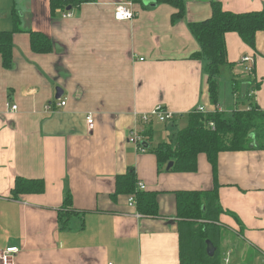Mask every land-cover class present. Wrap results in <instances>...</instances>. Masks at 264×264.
I'll use <instances>...</instances> for the list:
<instances>
[{
    "label": "crops",
    "instance_id": "1",
    "mask_svg": "<svg viewBox=\"0 0 264 264\" xmlns=\"http://www.w3.org/2000/svg\"><path fill=\"white\" fill-rule=\"evenodd\" d=\"M211 1L183 0L184 16L172 22L176 9L153 0H133L135 16L124 21L113 17L120 0L52 11L49 0H0V31H12L10 66L0 54V250L17 246L14 264H179L177 192L215 184L222 264H264V149L220 152L215 176L203 153L196 171L175 172L152 152L197 106L216 111L205 61L190 58L199 44L189 24L210 16ZM216 1L234 13L264 8V0ZM31 32L47 35L52 48L33 51ZM225 43L233 65L219 77L218 107L225 111L232 98L234 107L254 103L264 111V30L254 48L235 32ZM244 56L253 58L252 74ZM158 105L175 118L143 124L140 114ZM158 125L165 139L155 140ZM132 129L145 135L144 152L128 142ZM130 168L135 189L142 183L155 195V214L138 211L136 197L130 205L131 194L116 190ZM17 177L41 180L44 189L14 197Z\"/></svg>",
    "mask_w": 264,
    "mask_h": 264
},
{
    "label": "trees",
    "instance_id": "2",
    "mask_svg": "<svg viewBox=\"0 0 264 264\" xmlns=\"http://www.w3.org/2000/svg\"><path fill=\"white\" fill-rule=\"evenodd\" d=\"M92 0H49L51 11L55 8L72 7ZM167 3L176 11L171 15L174 22L184 16L183 0H153ZM210 16L189 24V29L199 44V50L190 58L204 60L207 75L209 99L215 106L219 103V77L227 66L233 63L227 59L225 34L235 32L249 47H255V34L264 30V8L260 11L234 13L224 10L221 3L210 2ZM30 47L35 52H46L52 48L47 35L30 33ZM12 31H0V54L2 64H11ZM237 82L233 84V91ZM212 121L214 128L207 126ZM145 135H150L147 128ZM150 138V137H149ZM146 143V142H145ZM252 148L264 149V111L254 103L246 107H235L232 112L216 110L189 113L185 127L173 133L167 142L159 143L152 152L159 164L172 161L170 171L194 172L197 170V156L203 153L216 174L217 156L224 151H241ZM136 177L130 168L117 177L116 190L136 197L137 209L144 214L156 213L153 193L135 189ZM44 183L37 179L17 177L12 188L15 197L21 193H40ZM135 199V198H134ZM66 201L70 202L68 193ZM179 240V264H222L219 241L221 238L218 217L223 210L218 204L217 186L208 191H179L176 195ZM207 241L214 247L212 255L207 253ZM224 262V260H223Z\"/></svg>",
    "mask_w": 264,
    "mask_h": 264
},
{
    "label": "built area",
    "instance_id": "3",
    "mask_svg": "<svg viewBox=\"0 0 264 264\" xmlns=\"http://www.w3.org/2000/svg\"><path fill=\"white\" fill-rule=\"evenodd\" d=\"M133 0H120L119 3H117L113 9V17L117 21H124L132 19L135 16V12L132 8ZM71 15L70 12L65 11L63 14L64 17H69ZM241 62H250V65L245 69L247 74H252L253 72V66L251 62L253 61V58L251 56H244L240 60ZM58 106H65L66 105V99H58L57 100ZM10 110H16L17 106L15 104H12L9 106ZM197 112L206 113L208 112L206 108L203 105H199L195 109ZM215 110H221L220 107H216ZM86 123L91 128L93 125V117L89 113L86 115ZM151 118H154L157 122H169L172 121L175 118V113L173 111H170L168 109H164L161 105L156 106L153 108L150 112L142 113L140 114V121L144 124L149 123ZM207 126L210 128H214V123L212 121H209L207 123ZM128 142H131L136 145V149H138L141 152H144L146 150V143H145V135L142 133V131H137L135 129H132L128 136ZM137 188L139 190H143L145 186L142 183H138ZM130 205H134L135 199L131 195L128 199ZM19 248L17 246H6L5 248L0 250V264H14V260L16 257V254L18 253ZM229 254L227 253L224 262L227 263L229 261L228 259ZM112 264V263H108Z\"/></svg>",
    "mask_w": 264,
    "mask_h": 264
},
{
    "label": "rangeland",
    "instance_id": "4",
    "mask_svg": "<svg viewBox=\"0 0 264 264\" xmlns=\"http://www.w3.org/2000/svg\"><path fill=\"white\" fill-rule=\"evenodd\" d=\"M224 94H225V93L221 92L222 98H223L224 100H226V99L228 100L229 97L231 96V94H227V96H225ZM229 95H230V96H229ZM225 107H226L225 111H226L227 113L232 112V108L234 107V104H233V100H232V98L228 100V107H227L226 104H225ZM234 108H235V107H234ZM160 126H161V125H158V126H156V128L154 129V137H155V135H156L155 140H162V139H165V138L167 137V132H166L165 128L162 129V128H160ZM158 129H160V130L157 131ZM157 138H158V139H157ZM223 257H224V253H223V256H222L221 258L223 259Z\"/></svg>",
    "mask_w": 264,
    "mask_h": 264
},
{
    "label": "water",
    "instance_id": "5",
    "mask_svg": "<svg viewBox=\"0 0 264 264\" xmlns=\"http://www.w3.org/2000/svg\"><path fill=\"white\" fill-rule=\"evenodd\" d=\"M69 8H70V7H68L67 9H69ZM61 94H62L61 89L56 88V97H60ZM171 165H172V161L168 162V163H167V169H169ZM213 252H214V247H213L212 243H211L210 241H207V253H208L209 255H212Z\"/></svg>",
    "mask_w": 264,
    "mask_h": 264
}]
</instances>
